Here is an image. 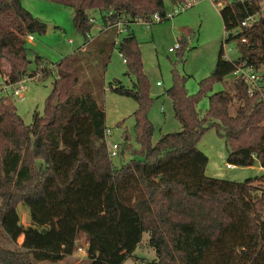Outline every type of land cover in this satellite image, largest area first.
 <instances>
[{
  "label": "trees",
  "instance_id": "16d2710c",
  "mask_svg": "<svg viewBox=\"0 0 264 264\" xmlns=\"http://www.w3.org/2000/svg\"><path fill=\"white\" fill-rule=\"evenodd\" d=\"M53 1L74 10V25L84 36L95 26L92 12L100 13V34L77 52L89 55L92 80L100 58L114 48L123 55L135 86L118 81L110 88L138 104L139 147L127 143L131 159L120 167L114 163L104 137L105 111L94 86L81 77L84 56L69 55L47 68L38 55L31 70L26 36L44 33L46 23L21 0H0V76L12 83L39 69L42 77L56 76L44 113L36 111L29 125L7 96L0 97V264L62 261L82 249V237L94 255L83 264H123L145 232L156 264H264V177L208 176L209 157L199 148L204 133L215 128L225 139L228 164L247 167L258 161L264 168V90L250 95L248 84L235 77L227 90L212 93L215 83L243 64L264 68V14L239 29L241 21L261 11L262 0H231L219 7L225 41L237 43L239 56L227 59L221 49L195 94L186 88L187 76L173 74L165 93L181 130L163 134L155 144L149 117L154 98L140 43L130 28L117 43L116 30L105 27L118 18L164 17L166 0ZM262 76L264 81V69ZM204 96L209 107L203 114L198 105ZM20 204L29 210L28 226L21 222Z\"/></svg>",
  "mask_w": 264,
  "mask_h": 264
},
{
  "label": "rangeland",
  "instance_id": "374dc122",
  "mask_svg": "<svg viewBox=\"0 0 264 264\" xmlns=\"http://www.w3.org/2000/svg\"><path fill=\"white\" fill-rule=\"evenodd\" d=\"M21 1L26 9L45 22L47 26L44 33L37 32L33 35L34 40L27 39L29 57L32 61L30 69L36 68L35 58L38 55L45 60L44 67L47 68H53V63L69 55L75 54L76 58L84 56L85 60H81L83 65L81 77L84 81L89 79V84L94 86L97 100L105 111L106 127L112 131L107 142L109 144L119 143L120 152L125 151L113 161L118 167L128 162L132 154L126 149V144L130 143L134 148L139 147L136 140L134 117L138 104L134 98L117 94L110 88L112 83L118 81L127 88L135 86L136 78L127 73L128 66L123 55L117 48H114L104 58H100L96 65V77L92 80L93 74H90L86 67L89 65V55L77 52L86 41V36L79 33L74 25V10L53 0ZM191 1L190 7L181 10L173 17L162 21L153 20L148 26L142 22H134L129 26L140 43L143 69L149 79L150 93L154 98L149 110V117L155 125L152 144L157 143L165 133L181 130V125L174 115L172 100L165 93L173 84V74L187 76L186 88L190 94H195L199 90V82L213 71L221 49L227 59L233 60L239 56L237 43L225 41L226 34L220 6L213 0ZM220 1L224 2V0ZM261 4H264L263 0ZM175 7L177 4L170 0L165 1L167 13L172 12ZM92 15L95 17V26L90 33L92 36H98L102 29L99 22L100 13L93 11ZM127 33L128 31L120 33L118 40L123 39ZM88 49H91V46ZM55 77V73H50L37 80L27 78L28 90L23 98L7 95L6 100L15 104L16 111L25 124L32 123L36 111L40 114L44 113L46 99L53 90ZM234 79L235 76L230 74L223 82L215 83L212 93L227 90L228 86L233 84ZM235 102L230 106L231 114L236 113L237 104ZM208 107L209 97L204 96L198 109L204 114ZM119 122H123L122 126L117 125ZM199 148L209 157L206 168L208 176L236 181L264 177V168L258 161L247 167L236 165L233 168L227 167V145L224 137L219 135L215 128H210L204 133ZM17 209L21 222L28 226L30 223L28 208L20 204ZM149 238L150 235L145 232L133 255L129 256L123 264H156L153 262L157 258L156 251L148 244ZM1 241L4 245H10L5 238ZM17 242L22 244V239H18ZM80 242L82 249L64 260L44 261L36 264H83L94 255L88 251L89 244L84 237Z\"/></svg>",
  "mask_w": 264,
  "mask_h": 264
},
{
  "label": "built area",
  "instance_id": "2783aa9c",
  "mask_svg": "<svg viewBox=\"0 0 264 264\" xmlns=\"http://www.w3.org/2000/svg\"><path fill=\"white\" fill-rule=\"evenodd\" d=\"M218 1H219L217 3L218 6H221L225 1H231V0H224L223 3L220 0H218ZM191 3H192L191 0H186L184 2L177 3V7H175L172 10V12H169V13L166 12L164 17L161 16L159 13H154L149 19L134 18V19L130 20V19H119L118 18L112 22H109L107 24V26L105 27V29H115L117 32V43H119L118 35L120 33H122L123 31H128L130 24H132L134 22H139V23L142 22L148 26V25H150V23L153 20L162 21L163 19H167L168 17H173L174 15L178 14L181 10H184L185 8L190 7L192 5ZM263 5L264 4H261L262 8H261L260 12L253 14V15H250V16L246 17L243 21H241L240 25H239V29L249 28L254 23H256L259 20V18L261 17V15L264 14ZM91 21L94 22L95 21L94 18H92ZM26 38L29 40L34 39L33 35H27ZM93 38H94V36H92L90 32H88L86 34L87 40L90 41ZM242 41L245 42L246 39L243 38ZM42 75H43V70H39L33 75H25L24 77L21 78L20 81L15 82V83L8 81L5 77H1L0 78V97L7 96L10 94L12 97L23 98L26 91L28 90V86L26 84V79L32 78V79L37 80V79H40L42 77ZM233 75L236 78L242 79L244 82H246L248 84V86H249L248 92L250 95H254L255 92H257V91L264 90V81H263L262 71L256 70L253 66H247V65L243 64L235 70ZM158 84H160V82H158ZM111 134H112L111 129L106 128L105 133H104L105 141L107 143L109 155L112 159H114V158L118 157L121 154V152H120V144L119 143L109 144L107 142V138ZM227 167L233 168L234 165L227 164Z\"/></svg>",
  "mask_w": 264,
  "mask_h": 264
},
{
  "label": "crops",
  "instance_id": "0c3cea01",
  "mask_svg": "<svg viewBox=\"0 0 264 264\" xmlns=\"http://www.w3.org/2000/svg\"><path fill=\"white\" fill-rule=\"evenodd\" d=\"M100 31H101V29H100ZM34 37V36H33ZM96 36H94V38H95ZM34 40V39H33ZM83 46V45H82ZM81 46V47H82ZM80 48V47H79ZM234 167H235V165H234ZM28 213V215H29V212H27ZM29 217V216H28ZM22 239L24 240V236L22 237ZM23 240H22V242H23Z\"/></svg>",
  "mask_w": 264,
  "mask_h": 264
},
{
  "label": "water",
  "instance_id": "95a60500",
  "mask_svg": "<svg viewBox=\"0 0 264 264\" xmlns=\"http://www.w3.org/2000/svg\"><path fill=\"white\" fill-rule=\"evenodd\" d=\"M57 104H58V98H56V102H55V105L57 106Z\"/></svg>",
  "mask_w": 264,
  "mask_h": 264
}]
</instances>
